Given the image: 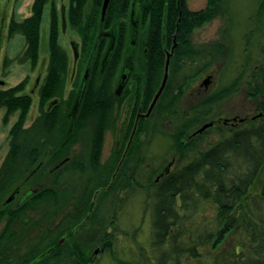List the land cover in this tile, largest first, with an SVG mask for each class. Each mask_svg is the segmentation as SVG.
<instances>
[{
	"label": "trees",
	"instance_id": "obj_1",
	"mask_svg": "<svg viewBox=\"0 0 264 264\" xmlns=\"http://www.w3.org/2000/svg\"><path fill=\"white\" fill-rule=\"evenodd\" d=\"M49 1L33 0L30 14L21 21L12 19L8 26V37L15 34L24 37V48L17 61L29 62L31 70L38 63L40 25L44 7ZM135 1L137 5L134 12ZM228 1L207 0L204 8L190 10L186 0H109L100 25L103 0H69L67 22L80 38L78 54L81 61L73 89L67 98H64V89L69 59L67 51L58 41V19L51 2L48 59L45 76L38 88L39 114L29 126L25 127L32 104V96L25 90L28 76L16 85L0 90V109H5L3 123L18 113L9 129L8 151L0 164V221L7 219L0 233V264L77 263L76 252L72 251V238L57 245L55 242L61 232L45 229H42L47 231L45 236L42 231L23 250L20 248V254L15 258L8 247L20 241L22 236L13 228L15 214L2 202L12 183L29 174L32 176L42 167L48 168L57 163L79 137L89 138L85 141L92 153V162L99 161L105 131L114 127L112 119L115 117L116 106L123 100V95H116L114 82L122 66L133 15L138 16L140 28L144 31L137 43L136 69L131 73L124 91V96L132 98L133 110L125 129L126 138L133 129V116L138 106L142 107V112H147L161 84L167 52L174 43L175 47L169 58V78L149 117L139 118L127 153L135 151L136 137L144 132L146 121L154 120L155 124L162 117L169 120L171 115L179 114L173 107L179 104L183 84L172 85L173 77L182 74L187 67L190 74L183 78L188 79L186 83L227 56V29L222 30L221 39L201 45H194L190 35L194 29L213 18L224 17L228 11ZM263 12L264 0H260L258 17ZM100 33L104 35L99 36ZM91 57L89 73L83 84L80 65L84 60L88 63ZM8 63L6 59L5 66ZM258 67L241 72L229 86L201 98L192 106L191 111L198 114L202 110L199 113L205 114L209 111L208 107L211 108L240 87L252 97H264V60ZM138 71L141 72L139 77ZM131 81L133 91L130 89ZM82 84L83 91L77 111L72 114L77 98L74 88L78 90ZM171 88L176 90L175 93L166 104H162L169 91L172 93ZM262 100L254 118H248L237 126L232 125L227 130L223 129L225 125L217 126L220 137L204 147L194 145L200 136L194 138L196 120L193 117L183 119L171 135L173 147L180 155L194 146L197 150L187 163L177 165L158 182L151 183L148 194L151 213L148 245H139L127 259L121 258L115 249L112 264H192L201 249L211 243L216 245L227 234L230 235V241L215 255L213 264H264ZM155 130L154 126L151 132ZM123 149L124 145L119 152ZM144 159H141L140 166ZM55 167L53 170L58 168ZM51 176L49 184L58 183V172L55 171ZM68 179L71 185L78 182L75 176H69ZM54 194L55 190L47 189L45 192L47 221L57 209ZM42 199V194L38 195L28 205L36 207ZM52 221L47 224V228L53 224Z\"/></svg>",
	"mask_w": 264,
	"mask_h": 264
},
{
	"label": "rangeland",
	"instance_id": "obj_2",
	"mask_svg": "<svg viewBox=\"0 0 264 264\" xmlns=\"http://www.w3.org/2000/svg\"><path fill=\"white\" fill-rule=\"evenodd\" d=\"M32 1L33 0H0V90L14 86L28 76L29 79L25 90L32 96V104L26 117L25 127L29 126L39 114L38 88L42 83L43 77L45 76L48 59V38L52 1L58 19V41L67 51L69 59L68 76L64 89V98H67L68 93L71 91V89H73V82L75 80L77 69L79 68V62L81 61L78 54L80 38L78 34L69 27L67 22L69 0H50L44 7L40 25L38 63L35 69L31 70L29 62L20 63L17 61V57L24 48V37L21 34H15L13 37H8V26L12 19L21 21L30 14ZM259 2L260 0H229L228 11L224 17L213 18L209 22L194 29L190 35L191 41L194 45H201L213 40L221 39L222 30L227 29L228 37L226 41L229 46L227 56L223 61L215 62L208 68V70L202 72L186 83L184 82L188 79L183 80V78L188 77L190 74V69L187 67L183 70L182 74L173 77V80L171 79V83L174 86H177L179 83L183 84V94L179 98V104L177 103L173 107V109L179 114L177 116L171 115L169 120H166L165 117H162L161 119L156 120L155 124L153 123L154 120H148L145 123L146 128L144 132L139 134V159L140 161L141 159H145L143 160V164L141 166L140 163L138 165V198H135L132 191L127 190L126 198L124 199L125 208L123 207L124 210L119 215L120 218L118 219V225L121 229H123V233L115 241L111 242L112 246L110 249H99L97 255H91L93 246L98 245L95 240H85L81 237H76V235L67 234L65 240L71 235V240L74 241V249L80 251V253L76 252L78 260L76 264H87V261L95 262L94 264H112V253H114L115 249L121 258L127 259L135 250H137L139 245L147 246L151 231V213L148 194L150 192L151 183L154 182L155 178L158 175V178L163 177L161 173H163L166 167L169 168V171L166 172L165 175L169 174L175 167H177V165L179 166L180 164L187 163L196 152L197 149L195 148L198 145L204 147L207 143L216 141L220 137V130L217 126L225 125V128H223L225 130L232 126L231 124L224 123L223 120L225 118L227 120L229 119V121L233 118L234 120H240L243 117H250L258 113L257 109L264 97H252L248 95L242 87L222 98V100L213 105L211 108L208 107L207 109L209 111L205 114L199 113L202 110H200L197 114V112L194 110L191 111V108L201 98L212 93L214 94L216 91L229 86L232 80L241 72H247L253 68L258 69V66L263 62L264 12L261 14L262 16L258 17L257 12ZM206 3L207 0H186V5L190 10L202 9L206 6ZM136 5L137 3L135 1L133 4L134 12ZM137 14L138 13L136 12V15ZM131 21L132 27L129 31L128 39L126 41L127 45L125 48L122 66L114 82L116 95H118V97L123 95V100L120 105L116 106V112L114 113L115 117L112 119L114 127L105 131L101 150L102 155H107L110 151L114 152L118 141L116 138L119 136V131L120 134H122L123 129H126L125 125L128 123V116L132 107V98H130L131 96H124V91L126 85L130 81L131 73L134 72V69H136V48L139 35L143 33L144 29L138 27V16L133 15ZM76 53L77 56H75ZM6 59L9 60V63L5 66ZM86 63V60H84L83 64L80 65V77L82 78V83L84 82L85 73L88 66V63ZM123 75H126L125 82L122 87L117 90L121 81V76ZM168 78L169 64L166 82ZM205 79H208L206 85L203 83ZM80 88L81 86L78 88V90L77 88H74V90L77 92L75 93L76 96L79 93ZM130 89L131 91L134 89L133 81H131ZM171 90H173V88H171ZM175 91V89L172 91V93L169 91L168 95L163 98L162 104H166ZM4 112L5 109L1 108L0 164L2 163L3 158L9 148V129L18 116V113L16 112L9 118V121L4 124L2 120ZM181 114H183V117ZM135 115L133 116L134 119ZM149 115L147 117H149ZM186 117H193L192 119L196 120L193 129V132H195L194 138L198 137V135L200 136L194 143L196 147L194 146L189 148L184 154L180 155L178 154L179 152H176L177 149L173 147L171 135ZM130 119L131 118L129 117V121ZM135 123L137 124L136 121ZM135 123L130 133V137L132 138L128 139V137L123 139L124 143L122 146L124 145L125 147L126 145V151L131 145V142H133V136L135 135L136 129ZM208 123H211L210 126L206 127L201 132H198V129H200L204 124ZM237 125L238 123L234 126ZM154 126L156 130L151 132ZM85 140L86 139L84 137H79L75 143L68 147L64 156L75 153H90ZM184 143L187 142L185 141ZM45 168L46 167H42L33 174L34 176L37 173V175L32 179L33 182L35 181V184L37 183L46 186L50 183V180L48 179L52 178V174L48 176L44 175L53 172L55 169L47 172ZM27 179L30 181L29 176H24L12 183L5 194L4 200L12 193L13 189L17 185L24 184ZM148 181L149 184H146ZM28 215H30L29 219H36L38 217V212L35 213L27 211L25 214L21 213V216L19 215L17 219H25ZM55 219H53V224H50V227L55 225ZM51 220L52 219H48L44 225L47 226ZM70 222L72 221L65 219V222H63V227H70ZM0 226H2V224H0ZM36 226H39V220H28L27 223H24V221L21 220V222L19 221V223L14 224L13 228L18 232V234H20L19 236H22L20 241H17L16 244L8 247V250H12L14 254L13 256L15 258H17L20 254L18 250L20 248L23 250V248L26 245H29L34 238L40 236L42 231H44L43 235L45 236L47 231L45 232V230H38L35 228ZM30 227H32L31 230ZM45 228L46 227H44V229ZM59 229H61V227ZM1 230L2 228L0 227V232ZM60 238L61 235L58 236L55 244H58L59 242L63 243L65 241ZM229 241L230 235L227 234L216 245L211 243L209 246L201 249L199 256L193 260L192 264H213L215 255L221 249L226 247ZM91 243H94V245L92 247L88 245L90 247L89 249L86 244ZM94 249H97V247H94ZM82 253H85L87 261L81 258L80 255Z\"/></svg>",
	"mask_w": 264,
	"mask_h": 264
},
{
	"label": "flooded vegetation",
	"instance_id": "obj_3",
	"mask_svg": "<svg viewBox=\"0 0 264 264\" xmlns=\"http://www.w3.org/2000/svg\"><path fill=\"white\" fill-rule=\"evenodd\" d=\"M138 27H141L139 22ZM140 37H142V33L139 35ZM140 75L141 72L138 71V77ZM207 82L208 79L203 81L205 85ZM132 114L133 110H130L128 123L125 125V128H127L129 117L131 118ZM142 114H144L142 107L138 106L134 123L137 117V122L139 118H142ZM257 114L243 117L240 120H234L233 118L229 121V119L225 118L223 121L225 124L235 125L242 123L248 118H254ZM122 132L120 134L119 131V136L116 138L118 139L117 147L115 148L117 151H110L107 155H102L101 153L99 161L96 163L92 162V153H75L61 157L57 163L46 168L48 172L58 165L55 171L58 172L59 181L55 185L48 184L44 186L35 184V181L33 182L32 179L37 173L34 176L29 174L30 181L27 179L24 184L17 185L12 193L2 202V204L9 208L10 212L15 214V223H19L21 220L24 223H27L28 220H39V226L35 228L38 230L44 229L46 227L44 224L47 222L46 214L48 215L45 192L47 189L55 190L54 195L56 196L57 209L53 213L54 218H51H56L54 221L55 225L50 228L46 227L45 230L60 231V239H63V241L67 234L76 235V237H81L85 240H95L98 245H94V243L86 244V246L89 245L91 247L94 245L91 255H97L99 249H110L112 246L111 242L114 241L113 239L119 238L123 233V229L118 225V219L124 210L123 207L125 208L124 199L126 198L127 190L132 191L135 198H138V165L140 163L138 137H136L135 151L127 153L125 145L123 151L119 152L124 143L123 139H126L125 130L123 129ZM130 135L128 139L132 138ZM84 138L89 140L88 137ZM55 171L50 173L52 174ZM46 175L48 174L44 176ZM69 176H75L78 180L77 184L71 185L68 179ZM158 176L155 178L154 183L161 179ZM41 194L43 199L38 206L32 207L28 205L30 201H33L34 197ZM27 211L38 212V217L36 219H29L30 215H28L25 219H17L18 215L21 216V213L25 214ZM65 219L72 221L69 223L70 227H63ZM6 221L7 219L0 221L2 229ZM60 227L61 229H59ZM60 244L62 242H59L57 245ZM89 246L88 248L90 249ZM94 247H97L98 250L94 249ZM46 252L49 251L46 250ZM73 252L80 253L79 250L75 249ZM80 256L83 260H86L85 253H82ZM89 263L94 264L95 262L87 261V264Z\"/></svg>",
	"mask_w": 264,
	"mask_h": 264
},
{
	"label": "water",
	"instance_id": "obj_4",
	"mask_svg": "<svg viewBox=\"0 0 264 264\" xmlns=\"http://www.w3.org/2000/svg\"><path fill=\"white\" fill-rule=\"evenodd\" d=\"M108 3H109V0H103V2H102L101 15H100V25L102 24V22H103V20H104L105 13H106V9H107V6H108ZM101 35H104V34H103V33H100L99 36H101ZM174 47H175V43L173 44L171 50H170V51L167 53V55H166L165 72H164V75H163V79H162V81H161V84H160V86H159L157 92L155 93V95H154V97H153V99H152V101H151V103H150V105H149V107H148V109H147V112L141 115L142 117H147V116L150 114L152 108H153L154 105L156 104V102H157V100H158V98H159V96H160V94H161V92H162V90H163V88H164V86H165L166 79H167V70H168L169 58H170V55L172 54V51H173V48H174ZM75 56H77V53H76ZM91 59H92V57L90 58V60H89V62H88V66H87V69H86L84 82H85V80H86V77L88 76V69H89V65H90ZM125 78H126V75L121 76V81H120V84H119L117 90H119V89L122 87V85H123L124 82H125ZM84 82H83V84H84ZM83 84H82V86H81V88H80V91H79V93H78V95H77V98H76V100H75V103L73 104V107H72V114H74V113L77 111L78 101H79V98H80V96H81V94H82V91H83ZM137 118H138V117H137ZM137 118H136V122H137ZM210 124H211V123L204 124L200 129H198V132H201L203 129H205L206 127L210 126ZM135 126H136V123H135ZM135 126H134V128H135ZM57 166H58V165H57ZM57 166H56V167H57ZM56 167H55V168H56ZM168 171H169V168L166 167L165 170L163 171V173H161V175H164V174H165L166 172H168Z\"/></svg>",
	"mask_w": 264,
	"mask_h": 264
}]
</instances>
